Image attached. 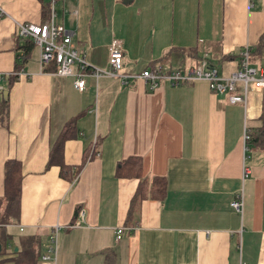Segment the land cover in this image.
Here are the masks:
<instances>
[{
  "label": "crops",
  "instance_id": "obj_1",
  "mask_svg": "<svg viewBox=\"0 0 264 264\" xmlns=\"http://www.w3.org/2000/svg\"><path fill=\"white\" fill-rule=\"evenodd\" d=\"M50 5L0 0V264L28 237L40 257L56 225L54 264H264V149L241 142L244 129L262 126L264 89L248 90L245 106L203 82L150 91L140 80L86 76L78 92L20 35L19 25L46 22ZM52 9L94 69H108V47L120 41L121 74L185 71L205 58L227 76L264 32V0H54ZM67 125L62 161L80 166L71 183L45 167ZM128 158L140 159L141 177H162L166 192L141 201L125 224L137 181L115 170ZM8 160L20 165L17 212L4 199ZM239 191L241 215L229 207ZM117 228L126 229L119 241Z\"/></svg>",
  "mask_w": 264,
  "mask_h": 264
},
{
  "label": "built area",
  "instance_id": "obj_2",
  "mask_svg": "<svg viewBox=\"0 0 264 264\" xmlns=\"http://www.w3.org/2000/svg\"><path fill=\"white\" fill-rule=\"evenodd\" d=\"M50 3L48 20L41 24L19 25L20 35L29 39L38 49L40 65L53 63L55 66L54 74L58 77H71L73 79L72 87L78 92L84 90V78L86 76H91L95 79L101 76L118 78L122 84H125L128 79L140 80L147 84L150 91L157 88L161 82H165L171 87L203 82L212 94H226L228 104L245 106L248 90L264 89V69L256 70L249 66L248 48L246 47L238 53V70L229 73L227 76L220 75L216 67L210 65L205 58L185 71L168 70L161 66H153L144 69L138 74H121V44L120 41L113 40L108 47V69L106 71L94 69L86 62L84 56L74 48L71 42L72 33L54 22L52 9L54 0H50ZM248 139V131L244 129L241 137L243 151L248 150L245 145ZM248 176L249 169L242 164L240 182L242 183ZM229 207L234 213L241 215L242 195L240 191L234 194ZM82 216L83 213L80 212L75 221L67 225L66 228H77ZM59 229L61 227L57 225L52 228L46 250L39 257L40 264L55 263L57 250L56 234ZM123 230L126 229L117 228L115 230V241L120 240Z\"/></svg>",
  "mask_w": 264,
  "mask_h": 264
},
{
  "label": "trees",
  "instance_id": "obj_3",
  "mask_svg": "<svg viewBox=\"0 0 264 264\" xmlns=\"http://www.w3.org/2000/svg\"><path fill=\"white\" fill-rule=\"evenodd\" d=\"M29 40V39H28ZM27 41V40H26ZM30 41V40H29ZM31 42V41H30ZM264 51V32L259 36L257 43L248 48L249 62H258L261 60V52ZM238 60L239 56L237 55ZM12 76V75H11ZM9 77L7 88L11 85L14 77ZM15 76V75H14ZM71 136L68 125L63 129L61 136L58 138L48 155L46 168L49 166H57L59 168V176L69 183L76 179L79 167H67L62 161V142ZM247 148L264 149V115L262 118V126L249 134V139L245 143ZM85 158V157H84ZM86 159V158H85ZM86 161V160H85ZM84 163V160H83ZM73 171V172H72ZM20 165L16 161L8 160L3 164V193L7 203V210L17 212L20 188ZM115 178L117 179H134L137 181L135 190L129 202V208L125 218L129 224L133 209L143 200L150 199L160 201L166 192V182L162 177H152L150 180L141 177V161L138 158H128L119 162L115 170ZM37 240L34 237H28L21 241L17 251L14 253L10 264H36L39 258L37 252ZM105 264H113V261L105 259Z\"/></svg>",
  "mask_w": 264,
  "mask_h": 264
},
{
  "label": "rangeland",
  "instance_id": "obj_4",
  "mask_svg": "<svg viewBox=\"0 0 264 264\" xmlns=\"http://www.w3.org/2000/svg\"><path fill=\"white\" fill-rule=\"evenodd\" d=\"M100 4H102V3H100ZM106 5L108 6L109 5V3H107V4H105L104 3V6H105V8H106ZM107 9V8H106ZM249 66L251 67V68H253V69H256V70H258V66H264V61L263 60H261V61H259V62H249ZM221 74V73H220Z\"/></svg>",
  "mask_w": 264,
  "mask_h": 264
},
{
  "label": "water",
  "instance_id": "obj_5",
  "mask_svg": "<svg viewBox=\"0 0 264 264\" xmlns=\"http://www.w3.org/2000/svg\"><path fill=\"white\" fill-rule=\"evenodd\" d=\"M3 95L5 96V91H4ZM14 250H15V249H14Z\"/></svg>",
  "mask_w": 264,
  "mask_h": 264
}]
</instances>
